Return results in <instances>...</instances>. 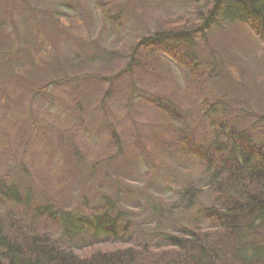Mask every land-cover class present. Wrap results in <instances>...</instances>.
I'll use <instances>...</instances> for the list:
<instances>
[{
    "label": "rangeland",
    "instance_id": "obj_1",
    "mask_svg": "<svg viewBox=\"0 0 264 264\" xmlns=\"http://www.w3.org/2000/svg\"><path fill=\"white\" fill-rule=\"evenodd\" d=\"M95 1L0 0V187L14 188L22 206L4 202L5 196L0 215L23 209L30 217L41 214L42 231L62 243L73 238L77 247L84 238L103 242L111 224L117 237L127 227L126 242L135 236L139 243L163 245L156 231L176 230L165 220L167 211L177 225L205 226L203 209L212 198L203 190L192 210L180 214L183 189L191 181L204 189L206 177L177 152L147 155L143 141L155 137L161 147L182 122L203 142L222 145L233 129L264 144V45L246 25L225 20L193 36L190 55L221 97L217 108L205 111L167 56H154L149 77L127 70L135 41L158 31L161 20L186 12L193 20L201 0H118L112 16L126 5L122 29ZM57 27L65 36L56 38ZM30 38L43 44L31 61ZM6 53L12 60L5 65ZM56 61L66 67L30 98L31 67L50 71ZM154 103L170 106L182 120L168 124Z\"/></svg>",
    "mask_w": 264,
    "mask_h": 264
},
{
    "label": "trees",
    "instance_id": "obj_2",
    "mask_svg": "<svg viewBox=\"0 0 264 264\" xmlns=\"http://www.w3.org/2000/svg\"><path fill=\"white\" fill-rule=\"evenodd\" d=\"M117 1L96 0L95 4L103 17L113 19L122 29L126 24L122 17L126 5L113 17ZM201 3L202 7L194 8L193 20L188 18L189 12L163 23L161 20L156 22L158 31L135 41L127 70L132 76L149 77L154 69V56L165 55L185 73L198 105L210 111L220 105L216 103L220 101L216 97H221L211 86V78L205 76L206 70L199 67L190 55L193 36H204L215 26L218 27L219 20H225L246 25L264 45V0H201ZM34 10L30 4V14L36 15ZM51 22L58 24L55 20ZM55 30L56 38L65 36L62 35L66 33L62 28ZM56 38L48 40L49 43L54 44ZM31 40L30 61L35 55L42 54L38 52L43 45ZM98 50L96 45L95 51ZM6 56L7 59L1 58L5 65L12 60L11 55L6 53ZM79 61L91 62L86 59ZM65 65L56 61V66L50 71L31 67L30 89H33L30 90V98L43 93L49 83H54L55 80L46 81L47 78L51 75L56 78L59 66L64 69ZM1 71L7 70L4 68ZM64 77L60 80L63 81ZM8 79L11 81V77ZM153 105L164 112L168 124L182 120L176 117L170 106ZM214 116L217 115L212 114ZM220 122V119H216L218 128L223 127ZM181 124L184 125L182 128L175 127L169 131L173 140L163 141L161 147L157 145L155 137L145 139L143 145L148 151L147 155L171 154L174 151L194 161V166L203 173L207 182L202 189L191 181L183 189L184 201L178 211L180 214L188 213L202 191L206 190L212 202L203 209L207 219L205 226L196 221L177 225L176 220L171 218L172 212L162 208L166 201L161 198L158 202L161 211H167L165 220L176 228L171 233L165 232L164 228L156 231V235L165 241L163 245L139 243L135 236L126 242L122 238L127 227L117 237L111 224L107 227L108 232L104 234L107 238L103 242L94 243L95 238H84V245L77 247L73 238L62 243L49 232L42 231L38 220L41 214L30 217V212L25 213L27 211L23 209L21 215L15 211V216L12 210L0 215V264H264V144L246 137L245 131L233 129L227 133V141L222 145L203 142L191 128L186 127V123ZM112 139H116L114 134ZM15 191L14 188L5 191L1 186L0 203L6 196L4 202H11L22 209ZM154 225L158 227L160 224ZM112 243H117L115 248H112Z\"/></svg>",
    "mask_w": 264,
    "mask_h": 264
}]
</instances>
